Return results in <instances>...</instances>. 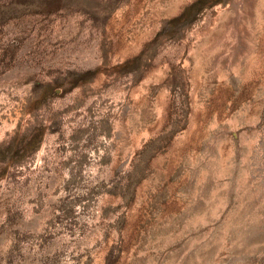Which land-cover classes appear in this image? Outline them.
Segmentation results:
<instances>
[{
	"label": "rangeland",
	"instance_id": "obj_1",
	"mask_svg": "<svg viewBox=\"0 0 264 264\" xmlns=\"http://www.w3.org/2000/svg\"><path fill=\"white\" fill-rule=\"evenodd\" d=\"M0 264H264V0H0Z\"/></svg>",
	"mask_w": 264,
	"mask_h": 264
}]
</instances>
